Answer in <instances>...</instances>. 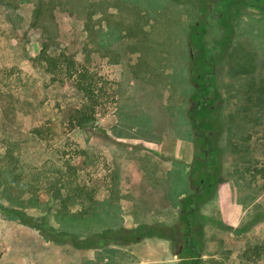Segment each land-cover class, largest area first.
I'll return each mask as SVG.
<instances>
[{
  "label": "rangeland",
  "instance_id": "1",
  "mask_svg": "<svg viewBox=\"0 0 264 264\" xmlns=\"http://www.w3.org/2000/svg\"><path fill=\"white\" fill-rule=\"evenodd\" d=\"M217 1L0 0V264H107L119 246L162 255L157 242L141 243L148 238L170 240L179 264L195 261L181 251L183 238H112L165 223L126 225L139 196L133 179L154 178L143 139L168 144L151 113L164 95L161 128H173L169 111L182 106L196 143L192 191L172 225L185 230L183 207L201 188L192 215L205 253L199 264H264V0H221L214 9ZM43 45L72 56L96 81V120L71 122L86 98L75 76L47 71ZM182 66L188 85L169 87L171 70ZM139 70L145 74L133 81ZM160 72L161 87L152 79ZM51 229L102 237L78 247L49 239L43 231Z\"/></svg>",
  "mask_w": 264,
  "mask_h": 264
},
{
  "label": "crops",
  "instance_id": "2",
  "mask_svg": "<svg viewBox=\"0 0 264 264\" xmlns=\"http://www.w3.org/2000/svg\"><path fill=\"white\" fill-rule=\"evenodd\" d=\"M180 71L181 73L177 75L173 73L175 71L171 70L170 78H167L169 87L176 81H179L181 83L180 85H188L187 81L189 76L187 67L185 68L182 66ZM131 73V78L135 81L137 77H141L140 73L145 74V71L139 70L137 72L132 71ZM162 77H164V75L160 72L159 75H153L152 79H157L155 82L156 84L160 83L158 86L161 87L164 86V83L161 82ZM169 96L164 95L162 98L157 97L153 103L151 102L154 104L151 112L153 114V119L158 121L156 123L158 127L155 128L156 134L157 136L165 137L166 139L164 141L168 142V144L161 143L160 141L155 142L149 138L143 139L145 150L150 153L148 155V172L146 174L154 178L133 179V181L136 182L135 184L140 183L135 189V191L139 193V196L135 200V203H132V205L126 209V216L135 217L133 218L134 222L126 223L127 226H133L139 221H164L172 225L181 211L183 199L192 191L191 172L196 159L195 133L191 129L190 124H185V122L188 123L191 118L185 115L182 106L176 109L179 111L178 115L168 109L170 110L169 112H172L170 115H174L173 128H161V125H164L166 116H168V111L163 104L166 103ZM162 114L164 118H162ZM104 201L105 199L98 198L97 203H103ZM122 208H125V205H122ZM147 242H157L158 245L162 246L163 254L161 255L160 253L158 257L147 259V257L130 250L133 247L119 246L121 249L111 250L113 254L112 252L110 253V258L108 257L106 263L179 264V262L182 261V259H179L181 255L172 250V243L170 240L148 238L141 243L146 244ZM204 254V249H202V257ZM191 256L192 254L189 255L190 258Z\"/></svg>",
  "mask_w": 264,
  "mask_h": 264
},
{
  "label": "trees",
  "instance_id": "3",
  "mask_svg": "<svg viewBox=\"0 0 264 264\" xmlns=\"http://www.w3.org/2000/svg\"><path fill=\"white\" fill-rule=\"evenodd\" d=\"M255 2L259 3L261 0H254ZM221 4V0L217 1L215 4L214 9ZM261 4H264L262 1ZM222 35V34H220ZM221 37V36H218ZM222 38V37H221ZM219 39L217 36L213 41L214 46L217 44ZM62 56V57H61ZM40 59L47 63L46 69L47 71L54 73L55 75L58 74H67L69 76H75L76 79V86L77 88L84 93L86 98L85 103L76 109V113L71 119V122L74 123L76 126L84 127L88 123L97 119V106L100 104V94L98 93L96 81L92 79L91 74L88 71L82 70L78 67L76 60L72 56L67 55H53L50 51H48L47 46L43 45L40 55ZM208 179L204 181L203 186H207ZM202 190L198 189L194 194H191L189 199L186 201V206L183 207V214H184V231H181L178 228L179 224L174 225H167L165 223H156L153 225H141L136 229H126L122 228L116 232L112 233V238L117 241L121 242H132L137 241L142 237L145 236H152L157 235L164 238H168L171 240L183 238V243L181 246L182 249L187 248L190 250V254H194L197 258L194 259L192 264H199L202 262V259L199 257L202 255V247L200 243H197L194 238L195 229L192 223V215L196 213L200 205V199L202 197ZM14 215L20 217L23 222L29 223L27 220L26 215L19 213L18 211L14 212ZM67 217L64 214L61 218L63 221L67 219H73L74 217L78 218V215H69ZM33 225V223H29ZM43 233L51 240L57 242H70L78 247H95L98 246L100 242L99 238H81L77 233L67 231L63 233L61 230L51 229L50 231H43ZM246 258H249V254L246 251L244 253ZM189 256V255H188Z\"/></svg>",
  "mask_w": 264,
  "mask_h": 264
},
{
  "label": "flooded vegetation",
  "instance_id": "4",
  "mask_svg": "<svg viewBox=\"0 0 264 264\" xmlns=\"http://www.w3.org/2000/svg\"><path fill=\"white\" fill-rule=\"evenodd\" d=\"M201 95H202L203 98H205V94H204V92H202ZM205 99H206V98H205ZM200 104H201V101H199V102L197 103V105L193 106V109L196 110V108H198V107L200 106ZM202 106H204V103H203ZM204 181H205V180H203V183H204Z\"/></svg>",
  "mask_w": 264,
  "mask_h": 264
}]
</instances>
